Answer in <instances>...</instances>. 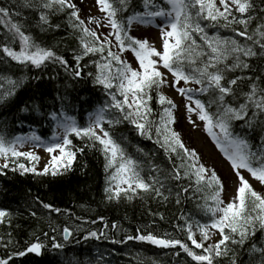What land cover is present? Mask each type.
<instances>
[{
    "label": "snow or ice",
    "instance_id": "obj_1",
    "mask_svg": "<svg viewBox=\"0 0 264 264\" xmlns=\"http://www.w3.org/2000/svg\"><path fill=\"white\" fill-rule=\"evenodd\" d=\"M95 4L102 17L89 14L85 19L76 0L0 4V104L27 82V76L15 75L16 69L26 68L58 66L72 81L90 82L104 95L97 101L75 97L81 106L95 104L87 123L81 125L69 114L73 102L58 94L59 107L47 113L54 124L49 138L35 131L11 137L0 131V174L11 169L21 175H64L73 170L77 154L85 148L99 151L105 161L107 202H143L148 197L161 206H180L191 200L194 212L181 211L173 221H166L171 231H160L155 217L165 221L164 213L149 210L154 219L137 227L135 234L119 221L109 224L100 216L104 230H88L84 240H108L111 229L113 237L123 233L119 239L112 238V244L146 242L170 253L175 264H264V0L259 4L255 0H140L142 10L133 6V0H95ZM18 9L34 13L35 23ZM134 24L155 28L159 48L146 37L132 35ZM101 25L108 31H98ZM62 30L76 42L70 56L59 51V43L42 39ZM126 53L132 54L131 61ZM168 92L182 99L178 103ZM181 109L194 128L202 122V130L228 161L234 182L226 186L216 169L206 166L195 148L186 146L176 130ZM30 110L39 112V105L21 109ZM122 125H130L129 131L157 145L164 163H155L154 155L133 146L126 134L117 131ZM26 144L43 147L45 156L20 150ZM129 146L134 152L128 151ZM41 159L45 163L38 169ZM253 180L261 190L254 188ZM40 204L49 214L62 213L52 204ZM0 225L13 227L12 214L5 209H0ZM83 231L80 223H66L59 229L64 243L56 235L45 232L43 236L52 249L62 250ZM52 232L57 228L52 227ZM32 237L34 242L26 250L15 251L20 242L12 232L0 234L4 250L0 264H11L28 253L42 255L47 245L35 231Z\"/></svg>",
    "mask_w": 264,
    "mask_h": 264
},
{
    "label": "trees",
    "instance_id": "obj_2",
    "mask_svg": "<svg viewBox=\"0 0 264 264\" xmlns=\"http://www.w3.org/2000/svg\"><path fill=\"white\" fill-rule=\"evenodd\" d=\"M8 2L9 0H0V4ZM255 3L259 4L260 0H255ZM139 4L140 0H133V6L137 10H142L139 8ZM18 10L28 16L31 23H35L34 13L27 9ZM81 18L85 19L86 17L81 16ZM137 26L133 25L132 35L134 36H137L135 33ZM37 31L34 29V34ZM101 31L107 32L108 29L102 28ZM62 38L64 39L62 40ZM42 39L49 44L59 43V51L68 56H70L72 48L76 46L75 40L67 30L58 31L54 35L51 33L43 35ZM125 55L127 57V53ZM0 68H3V65H0ZM15 75L27 76L28 79L14 97L0 104V131H4L9 137L35 131L42 138H47L54 128L47 113L59 107L58 94L66 95L68 100L73 102L74 110L70 107L69 114L74 115L81 125L87 123V114L94 109L95 104L93 107H89L88 104L81 106L75 97L79 94L87 96L93 101H97L98 96L100 99L104 98L98 87L93 86L90 82L76 83L72 81L58 66H50L43 70L16 69ZM32 105H39V112L30 110L25 113L21 111L25 106ZM130 128V125H122L117 131L126 134L133 146L136 145L133 142H137L139 147L149 152L150 155H154L155 163H164L163 151L153 142L136 136L135 133L129 131ZM74 144L83 146L76 140H74ZM128 151L134 152V147L129 146ZM21 162H24L23 158ZM0 163L3 161L0 160ZM104 164V158L99 151L85 148L82 155L77 154L73 170L64 175L55 177L51 175L38 176L32 173L21 175L18 171L13 172L11 169L5 170L6 174H0V209L9 211L13 217V227L8 229L0 225V234L7 231L12 232L13 237L20 242L15 247V251H24L31 242H34L32 237L34 231L36 236L47 245L42 255L28 253L23 257H15L11 264H98V262L99 264H175L176 258L170 253L146 242L129 241L127 244H112V238L119 239L123 235L122 232H116L113 237L115 230H108V240L103 238L99 241L84 240L83 237L87 235L88 230H104L103 223L99 220L100 216L105 217L109 224L119 221L129 234H135L137 227L149 224L154 219L149 215V210L152 213H164L165 221H160L158 216L155 217L160 231H171L170 225L166 221H173L175 215L181 211L194 212V202L191 200L180 206H176L174 203L161 206L148 197H145L143 202L139 199L133 202L123 200L119 203L107 202L103 192L105 187ZM214 168L227 186L225 175L217 167ZM253 186L257 190H261L256 184ZM41 201L60 208L62 213L49 214L48 210L40 204ZM32 211L36 212V217L30 215ZM68 213L71 214V219L68 218ZM76 217H80L81 220L77 221ZM92 220H95L96 223L92 224ZM66 223L69 226L80 223L84 231L76 233L74 238L66 243L64 249L54 250L43 233L47 232L49 237L56 235L57 241L64 243L59 229ZM52 227L57 228V232L53 233ZM3 255L4 250L0 248V256ZM247 258L245 255L244 260Z\"/></svg>",
    "mask_w": 264,
    "mask_h": 264
},
{
    "label": "rangeland",
    "instance_id": "obj_3",
    "mask_svg": "<svg viewBox=\"0 0 264 264\" xmlns=\"http://www.w3.org/2000/svg\"><path fill=\"white\" fill-rule=\"evenodd\" d=\"M78 6L81 8V12L89 14L91 12L90 8H93V11L90 13L94 17H100L98 13V6L95 4V0H85L84 4H80V0H76ZM96 9V12L94 10ZM142 31H144L143 28H141ZM151 34L154 35L152 42L159 48V39H158V32L156 29L151 31ZM130 57L132 59V54H130ZM170 95L175 101L178 103L180 102L181 98L177 95L168 92L166 93ZM183 109L180 110V112L177 113V115L180 117V123L176 126V130L181 132L182 139L185 141V144L189 148H195L197 152L200 154L202 161L205 163L206 166L210 167V163L216 164L219 169H221L224 173V175H228L231 179V182L235 181V177L232 174V170L230 168V165L228 161L222 156V154L219 152V150L215 147L213 142L211 141L210 137L202 130L203 124L200 123V128H194L186 119L183 118ZM193 119H196L195 116H193ZM20 150L22 151H35L37 154H39L42 158L45 156V149L43 147H36L32 144H26L23 148ZM44 159H41L40 163L37 165L39 169H41L44 166ZM247 175V174H246ZM232 189H235L233 187Z\"/></svg>",
    "mask_w": 264,
    "mask_h": 264
},
{
    "label": "bare ground",
    "instance_id": "obj_4",
    "mask_svg": "<svg viewBox=\"0 0 264 264\" xmlns=\"http://www.w3.org/2000/svg\"><path fill=\"white\" fill-rule=\"evenodd\" d=\"M133 144L139 145L137 142H133ZM135 146V145H134ZM140 146V145H139Z\"/></svg>",
    "mask_w": 264,
    "mask_h": 264
}]
</instances>
